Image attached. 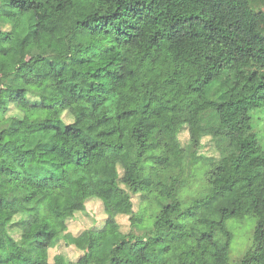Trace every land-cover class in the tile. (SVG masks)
Segmentation results:
<instances>
[{
	"label": "trees",
	"instance_id": "16d2710c",
	"mask_svg": "<svg viewBox=\"0 0 264 264\" xmlns=\"http://www.w3.org/2000/svg\"><path fill=\"white\" fill-rule=\"evenodd\" d=\"M8 55L0 264H126L130 238L145 243L127 264H229L227 220L246 216L257 226L237 264H264V0H0ZM51 59L38 81L20 69ZM207 136L218 159L201 153ZM90 198L103 226L72 232ZM62 242L82 254L51 257Z\"/></svg>",
	"mask_w": 264,
	"mask_h": 264
},
{
	"label": "rangeland",
	"instance_id": "374dc122",
	"mask_svg": "<svg viewBox=\"0 0 264 264\" xmlns=\"http://www.w3.org/2000/svg\"><path fill=\"white\" fill-rule=\"evenodd\" d=\"M81 57L80 52H76L75 55L71 58L73 62H77ZM19 56L18 55H8L0 57V71H12L17 67ZM62 62L59 60L51 59L39 65L38 71L36 73H32L28 71L25 67H21L20 69L24 73V75L29 80L38 81L42 75L50 76L53 72V67L55 65H61ZM96 87L98 89L104 90L110 88V82L108 79L102 78L95 80ZM9 96L15 95V97L19 98V93L10 94L5 93ZM50 111L39 110L37 114L38 119H42L49 115ZM181 139L183 142H187L189 139V132L184 130L181 133ZM203 148L201 149V153L208 157V159H218L219 153L214 147L213 140L207 136L203 139ZM133 173L128 176L127 180L129 181L132 177ZM74 191L79 196H87L88 190L82 182H76L73 184ZM134 209L138 211L140 208V197L139 195L133 196ZM87 210L84 212L78 213V216L69 221V228L72 232H78L89 228H99L102 227L105 222V212L103 208V204L97 198H90L86 204ZM176 221L182 224L186 215H174ZM119 222L122 225L124 231H129L130 229V221L129 217L121 216L119 218ZM257 226V218L252 216H246L244 218H230L227 220V227L233 233V241L231 245V250L229 254V264H237L243 256L253 247L254 242V233ZM97 237H95V240ZM143 243H138L134 238L129 239V243L126 247V250L122 254L126 260V264L133 260V251L139 246L143 245ZM77 250V249H76ZM74 248L67 247L64 242H62L59 246L51 249V257L58 253H66L69 258L76 259L78 258L82 252H76ZM14 264H22V258L19 256ZM190 264H196L195 262H190Z\"/></svg>",
	"mask_w": 264,
	"mask_h": 264
}]
</instances>
